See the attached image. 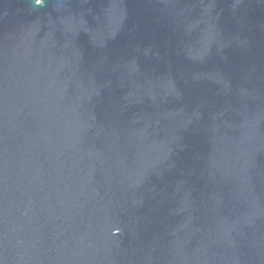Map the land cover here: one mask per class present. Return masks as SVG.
Returning a JSON list of instances; mask_svg holds the SVG:
<instances>
[{"label": "water", "instance_id": "95a60500", "mask_svg": "<svg viewBox=\"0 0 264 264\" xmlns=\"http://www.w3.org/2000/svg\"><path fill=\"white\" fill-rule=\"evenodd\" d=\"M0 264H264V0H0Z\"/></svg>", "mask_w": 264, "mask_h": 264}]
</instances>
